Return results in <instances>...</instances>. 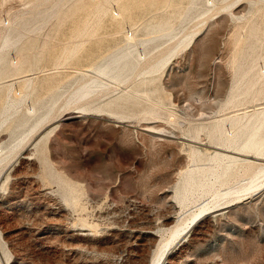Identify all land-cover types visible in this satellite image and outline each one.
I'll list each match as a JSON object with an SVG mask.
<instances>
[{"label": "rangeland", "instance_id": "obj_1", "mask_svg": "<svg viewBox=\"0 0 264 264\" xmlns=\"http://www.w3.org/2000/svg\"><path fill=\"white\" fill-rule=\"evenodd\" d=\"M207 1L0 0V151L29 140L84 74L111 70L106 57L155 53ZM237 9L145 87L125 85L131 72L102 77L111 100L135 91L125 108L88 105L20 151L0 179V264H157L165 245L159 264H264V189L217 213L199 210L225 198L181 206L187 178L213 166L209 129L264 107L226 106L241 76L264 73V1Z\"/></svg>", "mask_w": 264, "mask_h": 264}, {"label": "bare ground", "instance_id": "obj_2", "mask_svg": "<svg viewBox=\"0 0 264 264\" xmlns=\"http://www.w3.org/2000/svg\"><path fill=\"white\" fill-rule=\"evenodd\" d=\"M247 1L251 0H208L206 10L192 20L178 36H172L171 32L168 33V36H172L171 41L159 48L155 53L147 54L142 51L140 53L135 49L134 51L130 49L127 51L120 50V53L115 54L113 58L112 55L106 57L104 61L109 58L107 67L108 69L112 68L111 70H100L99 77L84 74L82 78L76 81L69 96L60 101L58 105H55L44 122L33 133L31 132L29 140H23L22 143H18L19 145L12 147L10 150L0 151V179L15 162L16 157L23 148L26 149L27 146L35 142L37 136L68 118V116L76 115L80 117V115H83L82 112L89 111L88 105H93L99 109L104 107L125 108L135 91L131 90L127 96L111 100L112 98L105 96L107 88L104 86L102 77L116 79L115 74L122 76L131 72L132 76L124 82L126 83L125 85L133 89L145 87L150 77L167 69L168 66L177 60L180 52L190 49L213 20L224 15L241 19V17L236 16L235 10ZM260 1L263 2L264 0ZM1 35L2 40H4L5 36L0 33ZM126 38L130 43L135 40L134 35L131 33L127 34ZM144 45H141L140 49H143ZM134 46L128 44L130 48ZM16 64V71H20L22 62L19 63L17 61ZM257 67L255 66V68ZM255 68L252 67V69ZM262 72L253 75L251 80L243 86H240V84L243 83L245 75L241 76L243 79L239 83V88L237 91L232 90L226 106L231 107L237 101L243 102L250 96L255 99L262 96L264 99V73ZM131 81L133 82L132 84ZM8 97H10L9 94ZM29 113L30 115H37V110L35 108L29 109ZM227 130L230 132H227ZM153 133L163 135L157 131ZM167 133L169 134V132ZM207 134L215 145L211 147L216 150L211 156L213 166L207 171L195 170L193 175L187 178L183 188L184 196L181 206H185L186 203L197 204L202 200L205 202V199L208 200V198L213 199V202L221 200V198H225V201L221 202L220 209L215 211L210 209L212 212L208 209L209 213L206 208L201 206L200 214H204L205 211L207 214L217 213L243 204L256 197L257 194L259 195L264 189V107L247 110L234 114L232 117H224L217 120L216 126L209 129ZM188 141L192 144L204 145L196 141ZM191 150L194 152L193 156L198 154L200 156L205 155L202 149L194 145H191ZM220 200L218 201L219 203ZM206 203L208 205L211 204L208 201ZM200 214H196L193 224H195ZM191 216H194L193 213H191ZM167 247L165 245L164 248L158 249L159 259L157 262L159 261L160 263Z\"/></svg>", "mask_w": 264, "mask_h": 264}]
</instances>
